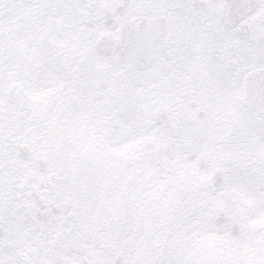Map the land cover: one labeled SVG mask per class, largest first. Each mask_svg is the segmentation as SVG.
Returning <instances> with one entry per match:
<instances>
[{
	"label": "snow or ice",
	"instance_id": "6c2138e0",
	"mask_svg": "<svg viewBox=\"0 0 264 264\" xmlns=\"http://www.w3.org/2000/svg\"><path fill=\"white\" fill-rule=\"evenodd\" d=\"M0 264H264V0H0Z\"/></svg>",
	"mask_w": 264,
	"mask_h": 264
}]
</instances>
